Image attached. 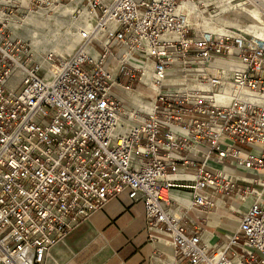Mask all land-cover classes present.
<instances>
[{"label":"built area","instance_id":"1","mask_svg":"<svg viewBox=\"0 0 264 264\" xmlns=\"http://www.w3.org/2000/svg\"><path fill=\"white\" fill-rule=\"evenodd\" d=\"M66 4L93 26L68 56L37 57L9 27L15 12ZM182 4L208 9L203 0H0V264H45L121 194L142 204L151 238L166 239L180 264H264L260 192L215 166L264 170V43L197 35ZM244 5L264 12V0ZM217 61L235 65L209 72ZM182 64L190 73L169 82ZM135 82L156 92L140 95L148 112L121 105ZM123 118L132 120L124 132ZM219 194L256 201L227 245L211 248L176 210L213 209Z\"/></svg>","mask_w":264,"mask_h":264},{"label":"crops","instance_id":"2","mask_svg":"<svg viewBox=\"0 0 264 264\" xmlns=\"http://www.w3.org/2000/svg\"><path fill=\"white\" fill-rule=\"evenodd\" d=\"M216 3L222 10H234L239 7L238 2L235 0H216ZM184 8L188 12L187 20L198 14L196 9L191 6H185ZM240 11H242L241 17L246 19L247 10L240 9ZM252 11H257L262 16L259 7H255L250 10V18ZM233 14L237 15L235 12ZM250 21L252 27L256 29L252 18ZM204 27L208 30V33L219 36L232 37L240 35L219 28L208 21L204 22ZM234 28L238 32H242L239 25ZM251 32L253 33V31ZM226 65L234 67L235 64L228 62ZM218 69L222 68L218 67ZM224 70L229 71L231 69L227 70L225 68ZM141 88H139L138 94L132 98L131 105L133 108L148 112L151 107L150 104L143 103L141 100L140 95L144 94L140 93ZM144 105L147 109L144 108ZM131 121L130 118L128 120L123 118L121 127L123 125L129 126ZM126 127L123 129L127 130ZM199 149L204 150L202 146ZM245 150L248 151L249 149ZM249 151H252V154L256 156L260 154V151L254 146ZM215 166L231 175L236 174L247 180V182H239V185L259 191L260 196L257 200L264 205V183L262 184L264 182V170L248 171L241 165H237L236 168H226L227 166L223 168L216 164ZM172 193L177 198L192 199L191 191L186 189H173ZM214 198L217 199V206L213 209L190 207L185 204L176 210V216L181 218V223L186 232L188 234L198 233L202 243L211 248L218 245H227L228 237L239 230L242 214L256 201L252 196H247L244 201H241L235 194L230 197H223L219 194ZM240 241L242 242L243 238ZM85 247L97 248L99 252L109 258L112 264L182 263L181 257L166 239L155 240L151 238L142 204H131L126 194H121L109 201L101 210L82 223L79 228L72 231L62 243L51 250L45 264H86L85 261L80 262L78 260L81 249ZM234 250L237 251L238 248L234 247ZM232 253L230 251L229 255H232Z\"/></svg>","mask_w":264,"mask_h":264},{"label":"rangeland","instance_id":"3","mask_svg":"<svg viewBox=\"0 0 264 264\" xmlns=\"http://www.w3.org/2000/svg\"><path fill=\"white\" fill-rule=\"evenodd\" d=\"M235 1L239 4L237 9L222 10L216 3V0H203V3L208 9L202 8L197 15H194L189 20L186 18V24L197 32V35H200L208 32L204 27V22L208 21L219 28L230 30L234 34L238 33L240 35H245L247 39H253L256 42L260 41L264 43V38L260 35L261 30L254 29L250 21V10H253L257 6L244 5L246 0H243V2H241L242 0ZM71 7L73 6L66 4L50 11H18L7 18L8 24L11 31L16 36L23 38L30 45L37 57L46 56L50 53L58 57H65L78 51L79 48L83 46L85 33H90L93 27L89 20L85 24L86 16H81V18L85 17L81 19L80 17L71 15ZM240 9L247 10L246 19L241 17L242 11H240ZM259 9L264 16L263 8L259 7ZM64 11L67 13L61 14V12ZM233 12L237 15L235 16ZM60 14L61 16H59ZM259 17L261 19V27L264 28L261 14ZM237 25H239L242 32H238V30L234 28L237 27ZM251 31H253L254 34ZM42 63L45 64V61H42ZM226 63L228 62H215L212 68H209V72L210 70L214 72V69H218V67L222 69L227 68V70L233 68L226 65ZM179 68L180 71L178 72L174 70L171 71L169 82L175 84L177 81L182 80L186 74L190 73L191 65L182 64ZM177 73L180 74L178 75ZM121 79L123 82L126 81L124 78ZM137 85V82L133 83L131 92H119V97L122 100L121 105L126 113L133 111L131 100L138 94L140 87ZM145 99L147 98L145 97ZM78 260L80 262L85 261L86 264H112L109 258L99 252L97 248H82Z\"/></svg>","mask_w":264,"mask_h":264},{"label":"bare ground","instance_id":"4","mask_svg":"<svg viewBox=\"0 0 264 264\" xmlns=\"http://www.w3.org/2000/svg\"><path fill=\"white\" fill-rule=\"evenodd\" d=\"M185 6H191L192 8H195V6L194 5H191V4H182L181 5V7H180V10H185ZM72 9H71V15L73 14V11H74V8L73 7H71ZM62 13H67V12H61V14ZM61 14L59 15V16H61ZM82 18H85V17H82ZM81 18V19H82ZM89 18V16L87 17L86 16V18H85V24L87 23V21L89 20L88 19ZM251 18H252V20H253V22H254V26H255V28L257 29V30H261V32H260V35L264 38V28L263 27H261V19H260V17H259V13L257 12V11H252L251 12ZM262 19H263V22H264V16H263V14H262ZM84 24V25H85ZM86 34V33H85ZM89 34V33H88ZM54 46V45H53ZM54 47H56V46H54ZM51 54V53H50ZM45 65V64H44ZM149 80H150V72H149V74H148V78L146 79V81L147 82H149ZM150 90H146V88H141L140 89V93H147L148 95H151V96H153V97H155V95H156V92L153 90V89H151V88H149ZM138 104L140 105V101H139V99H138ZM144 108L145 109H147V107L144 105ZM151 109V108H150ZM150 111V110H149ZM121 131L122 132H124V131H126V129H123V127H121ZM255 148H257V150L258 151H260V149H261V146H259V145H255L254 146ZM258 153V152H257ZM258 155V154H257Z\"/></svg>","mask_w":264,"mask_h":264}]
</instances>
